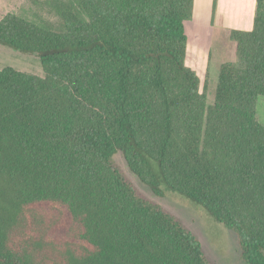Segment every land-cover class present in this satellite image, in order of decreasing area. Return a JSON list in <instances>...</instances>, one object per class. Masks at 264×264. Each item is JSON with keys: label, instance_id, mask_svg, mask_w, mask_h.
<instances>
[{"label": "trees", "instance_id": "obj_1", "mask_svg": "<svg viewBox=\"0 0 264 264\" xmlns=\"http://www.w3.org/2000/svg\"><path fill=\"white\" fill-rule=\"evenodd\" d=\"M33 4L0 18V45L45 74L0 69V264H217L118 152L156 195L234 231L242 264H264V0L231 30L214 104L186 64L195 0Z\"/></svg>", "mask_w": 264, "mask_h": 264}, {"label": "rangeland", "instance_id": "obj_2", "mask_svg": "<svg viewBox=\"0 0 264 264\" xmlns=\"http://www.w3.org/2000/svg\"><path fill=\"white\" fill-rule=\"evenodd\" d=\"M224 1L223 6L231 3L234 7L231 9L228 5L220 16H223L226 22L235 24L239 19L236 18L238 15L236 12H242L238 9L240 4L236 0ZM213 3L214 0H195L193 18L186 21V32L189 37L186 64L199 76L200 89L206 94L208 104L215 103L222 63L237 59V44L231 38L232 29L229 25L228 27L224 25L225 21L217 16V10L213 13ZM32 9L33 0H0V18L9 12L23 14ZM247 21V17L242 18V22ZM8 66L39 76L45 75L37 56L0 45V69ZM257 116L264 125V96L258 97ZM114 158L144 196L176 215L197 234L211 261L217 264L243 263L239 241L234 231L214 220L202 206L166 185H162L164 196L156 195L130 169L122 152L116 153Z\"/></svg>", "mask_w": 264, "mask_h": 264}, {"label": "crops", "instance_id": "obj_3", "mask_svg": "<svg viewBox=\"0 0 264 264\" xmlns=\"http://www.w3.org/2000/svg\"><path fill=\"white\" fill-rule=\"evenodd\" d=\"M236 1L239 2L240 5L238 6V9L242 12H236V15L238 14L236 18H239V19H237V22H235V24L226 22L224 17L220 16L222 15V12L228 7V5H230L229 8L231 9L234 7L231 3L226 6H223L225 1L217 0V6H216L217 16H219L223 22L225 21L224 25H226L227 27L229 25L231 29L249 30L253 27L254 16H255V11H256V0H236ZM242 16L245 18L247 17L248 21L242 22V18H243Z\"/></svg>", "mask_w": 264, "mask_h": 264}]
</instances>
